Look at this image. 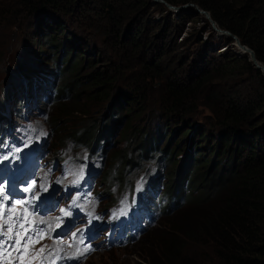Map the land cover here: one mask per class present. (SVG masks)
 Returning <instances> with one entry per match:
<instances>
[{
  "label": "trees",
  "instance_id": "trees-1",
  "mask_svg": "<svg viewBox=\"0 0 264 264\" xmlns=\"http://www.w3.org/2000/svg\"><path fill=\"white\" fill-rule=\"evenodd\" d=\"M17 1L26 15L35 18L36 24L47 30L46 39L40 38L41 44L55 47L64 31L59 15L75 14L81 25L92 28L96 24L103 33V41L110 38L112 49L108 50H113L117 56L124 52V58L132 65L134 61V66L110 63L100 70L94 68L93 59L85 57L84 45L78 49L64 45L53 60L55 69L41 68L34 59L31 63L37 64V69L52 72L57 79L58 111L55 118L50 116V122L53 121L56 127L51 154L56 156L69 143L84 145L91 150L102 147L104 152L107 151L109 163L103 169L99 185L105 186L107 194L113 183L124 186L130 182L139 170L145 168L144 161L154 158L156 164L166 163L167 159L172 161L171 170L155 167V183L163 182V216L174 215L168 219L170 226L167 229L155 228L145 236L140 235L138 246L148 243L159 230V245L162 247L159 253L151 250L141 254L143 262L138 264H264V74L255 68L248 56H239L232 49L211 53L215 49L210 33L207 39L199 38L203 46L194 53L197 62L182 73L184 60H176L181 53H176L173 46L177 40V32L173 31L177 23L171 24L172 29L167 33L165 29L160 35L158 32L151 34L147 30L146 21H152L148 14L133 27L125 41L120 37L132 14H147L150 0ZM166 1L174 5L192 2L208 10L220 27L237 35L264 63V0ZM156 4L162 12H171L164 3ZM187 10L188 14L180 12L182 16L179 18L194 21L199 17L194 7ZM191 12L195 16L190 15ZM93 13L100 20L105 18V24L97 21ZM158 37V41L152 40ZM34 38L38 41L39 35L35 33L30 40ZM188 39L182 37L177 45L193 42ZM232 40L228 38V42ZM121 41L127 47L122 46ZM36 71L32 73L36 74ZM119 78H128L131 90L113 100V116L109 115L104 127L102 123L95 126V122L87 119L88 114L94 109V102L107 100L110 84ZM155 82L159 83L158 101L166 117L176 116L181 123H189L181 132L182 138L190 134L187 145L176 140L173 153L168 149L173 131L149 126L145 131H133L134 137L125 129L123 135L130 140L108 152L112 144L108 126L115 124L120 115L130 112L133 109L131 103L144 101L156 92ZM7 91L6 88L5 93ZM199 100L216 116L212 125L218 126L220 144L218 140L214 153L223 154L217 159L210 158V150L204 152L199 148L201 143L196 144L192 138L195 130L202 133L199 139L206 135L201 126L191 122ZM152 112L154 117L159 115L157 111ZM234 139H237L236 146L230 154L229 145ZM141 161L143 165H140ZM209 161L210 167L201 170ZM109 203L106 201L104 206ZM174 233L185 240L180 250L173 245ZM187 241L206 245L211 256L186 253ZM108 258V264H125L123 260Z\"/></svg>",
  "mask_w": 264,
  "mask_h": 264
},
{
  "label": "rangeland",
  "instance_id": "rangeland-1",
  "mask_svg": "<svg viewBox=\"0 0 264 264\" xmlns=\"http://www.w3.org/2000/svg\"><path fill=\"white\" fill-rule=\"evenodd\" d=\"M156 3H162V2H155L153 0H150L149 4V10H145L147 14L142 13H135L132 14V17L129 19V23L124 24L125 29L120 32V37L123 41H125L128 38V35L131 34V31L133 30V27H135L137 24H140V21L142 19H145V16H151L152 21H146L147 22V30L148 32L156 33L160 35L161 31H165L166 33L172 29L171 24L177 23L176 27L173 29L174 32H177V40L175 44H173L176 53H181V56L176 57V60L178 62H182L184 60V66L181 68V72L185 73V70H188L190 66H192L197 61L195 58L197 55L195 51H198L202 48L201 39H207L211 33L212 37L210 38L212 40V48L215 50L211 53H220L227 49H232L235 54L242 56L243 53L237 52L238 49L234 45V40L228 42V38L231 36L228 35H219L211 26L209 20L205 18L202 14H200L198 11H196L199 14L198 18H195L194 21H187L186 19L183 20L179 18L182 15L188 14V10L185 9L181 12H174L171 10V12L167 13L165 11H161L160 8L157 6ZM187 12V13H186ZM171 13V14H170ZM190 13V10H189ZM59 15V14H58ZM97 21L101 22L102 24H105L106 19H99L96 15V13L92 14ZM190 15H194L192 12ZM195 16V15H194ZM193 16V17H194ZM60 20L64 23V31L62 34L59 35V41L56 42L55 47L49 48L44 43L41 44L40 38L42 40H45L47 37V30L42 27L40 28L38 24H36L35 18L32 19L31 16H28L24 13L22 10V6L18 4L17 0H0V108L1 103H6V88L10 85V83L13 81V85L10 88V92L15 91V87L20 84L23 86V89H25V83L24 78L27 76L29 78H34L35 75H37V71H40V68L37 69L38 65L41 68H56V64L54 63L55 56H58L61 51L62 47L64 45L66 46H72V48L77 47L81 48L82 45L85 46L83 48V51H85V57H87L89 60L93 59V63L95 65L94 68L96 69H105L108 64L110 63H121L124 66H134L125 59V53L123 52V55L117 56V53L115 54L111 46H109L110 38L106 41H103V33L101 29L95 24L92 28H89L87 24L81 25V20L77 19L78 16L75 14L71 15H59ZM198 19V20H197ZM104 21V22H103ZM81 25V26H80ZM107 26V25H105ZM128 26V28H127ZM173 32V33H174ZM37 33L39 35V40L33 39L31 41V37ZM158 35V36H159ZM152 38V36H150ZM189 38L192 39L193 42H188L186 45L180 46L177 45V42L180 41L181 38ZM201 38V39H199ZM232 38V37H231ZM160 38H153L152 40L158 41ZM188 39V41H189ZM81 41H84L83 43ZM82 43V44H81ZM125 43V42H124ZM122 46H125L121 41ZM226 44H228V47L226 48ZM81 45V46H80ZM107 48V49H106ZM183 54V55H182ZM185 55V56H184ZM36 60L38 65H33L31 62ZM134 60V59H133ZM195 60V61H194ZM130 67V66H129ZM34 70L36 71V74L32 73ZM129 69H127L128 71ZM130 73V72H129ZM120 80L110 84V88L108 91V98L107 100H104L102 102H94V109L90 111L88 114L87 119L89 122H95L94 125L97 126L98 123H102V126L104 127V123L107 122L108 117L113 116L112 110H113V100L119 95H123L125 92H128V90H131L129 86V79L128 78H119ZM61 81V79H60ZM59 81V82H60ZM157 86L156 92L152 93L151 95L147 96V99L145 98L144 101L137 100L134 103H131V106L133 109L128 112L127 114L120 115L119 119L116 120L115 124H111L108 126L109 135L111 139V146L108 152L111 150V148L116 146H123L127 144V142L130 140L126 136L123 135V131L126 129L127 131L131 132L133 136V131L137 132L138 129H143L145 131L149 126L152 128L159 127L160 130L164 131H170L172 130L173 136L170 138V144H169V150L172 151V147L175 146V141L180 140L181 144H184V146L187 145L188 141L187 139L190 137V134L185 135L183 138L181 137V132L186 129L189 123H181L179 120L180 118L173 116V117H166L162 109L160 108V101H158V93L159 91V83L155 82ZM10 87V86H9ZM159 91V92H158ZM195 110L192 112V118L191 122L192 124L196 125L197 127L201 126L204 132L206 133L205 136L200 137L202 134L201 131H193L192 138L197 141L196 144L201 143V146H199L200 149L204 150H210V158L217 159L220 155H223L222 153L215 154L214 149H217L218 146V140L220 144V132L218 131V126H213L212 121L215 120V114L212 110H210L207 106L203 104V101L199 100L196 102ZM51 107V106H50ZM58 109L57 101L52 106L50 112H49V118L47 120H44L41 122L44 126L49 128V134H48V144L49 147L52 145L54 138H56L55 135V128L53 125V121L50 122V116L53 115V118H55L56 111ZM1 111V110H0ZM159 113V115H155L154 117L153 112ZM157 111V112H156ZM111 114V115H110ZM110 115V116H109ZM52 118V119H53ZM78 120H75V123ZM210 123V124H209ZM111 126V127H110ZM196 127V128H197ZM192 128V126H191ZM195 128V129H196ZM201 129V130H202ZM244 134V133H243ZM219 136V137H218ZM134 137V136H133ZM132 137V139H133ZM223 136L222 138H224ZM162 139L164 137L162 136ZM165 141V139L163 140ZM237 139H234L231 144L229 145V151L230 154H232L233 148L236 146ZM163 143V142H161ZM67 149L69 151L77 152L79 149H75L72 146H68ZM85 150V149H84ZM175 151V150H174ZM174 151H172L174 153ZM177 151V150H176ZM49 155V153H48ZM180 155V154H179ZM177 155V157H179ZM223 158V157H222ZM109 157L107 154V158L105 160V167H107V164L109 163ZM154 160H147L144 161L145 164L149 163V168L152 171V165L155 167H161L165 171L171 170L172 167V161L168 160L166 163L162 164H156ZM231 159V158H230ZM140 165H143V161ZM178 165V164H177ZM211 165V162L209 161L205 166L201 168V170H207ZM176 167V164H175ZM99 180L97 181V184L95 188L101 189L104 191V196L102 199V204L105 203L106 200H110V195L115 196L117 194L116 186H115V192L110 191L108 193V198L105 199L106 195V189L105 186L99 185ZM101 207V205H99ZM174 215V214H172ZM171 215V216H172ZM170 215L163 216L159 219V221L155 224V226L149 228L146 230L142 236H145L148 231L151 229H160V228H168L170 226V223L168 222V219L171 217ZM0 223H2V219H0ZM177 222L174 221V225H176ZM173 224V223H172ZM171 228H169L170 230ZM4 232H7L6 230H3ZM173 231V230H170ZM161 232L157 230L155 234H153V237L151 236V239H149L148 243H144L142 245H136L140 239H138L135 243L131 245H127L125 247H117L114 249H109L106 251L98 250L92 255H90L88 258H86L83 262L80 264H108V257L112 259H118L123 260L125 264H138L140 262H143L141 260V254L145 255L146 251H154L156 253H159L161 249V245H159V239ZM158 235V238H157ZM174 242L173 245L177 249H181L183 244V239L179 238V236H176L174 233ZM3 239V237H0ZM186 253L194 255V256H201V257H208L211 256V251L206 245H202L199 243H186ZM140 255V256H139ZM6 254L3 256H0L2 258V261H6L5 258Z\"/></svg>",
  "mask_w": 264,
  "mask_h": 264
},
{
  "label": "snow or ice",
  "instance_id": "snow-or-ice-1",
  "mask_svg": "<svg viewBox=\"0 0 264 264\" xmlns=\"http://www.w3.org/2000/svg\"><path fill=\"white\" fill-rule=\"evenodd\" d=\"M31 127V126H30ZM33 131H35L33 129ZM40 135H46V133L41 132ZM29 143H31V140H29ZM19 151V149H17ZM47 177H45L46 179ZM73 183H76V181H73ZM36 186V181L33 180L31 183L27 185L23 189L24 192H33ZM43 187V185H41ZM45 191L47 189H44ZM139 190V185H138ZM39 198V193H35L30 199H20L15 200L14 203L11 204V206H7V202L9 201V195L6 194V190L3 184H0V219L3 220V224L0 225V237H3V239H0V256H3L5 254L10 255V251H16L17 252V258L22 260V264H30L28 261H23L24 254L29 250L30 245L34 246L35 243H38L41 239L45 238V236L42 234V231H37L34 228L35 221H29L28 220V207L30 206L33 200H36ZM122 203H124L122 201ZM17 206H21V209L18 210ZM7 212V217H4V212ZM64 216H69L71 213L65 209H61ZM89 215H92V213H89ZM60 218L58 217L57 220ZM41 224H47L48 229H52V224L48 221H45L41 219L39 221ZM7 226V232L3 231V227ZM56 227H60V224L57 223L55 225ZM23 233V235L21 234ZM33 236L36 237L35 240H33ZM76 234L73 233V237L75 238ZM9 241L11 243H9ZM71 246V245H69ZM47 249V246L42 247L39 251L41 253L45 252ZM90 250V246H87L84 251ZM49 255L52 254V250H48ZM79 252V249L77 250ZM82 254V253H80ZM76 253L73 254L75 256ZM52 264H55L53 261Z\"/></svg>",
  "mask_w": 264,
  "mask_h": 264
},
{
  "label": "water",
  "instance_id": "water-1",
  "mask_svg": "<svg viewBox=\"0 0 264 264\" xmlns=\"http://www.w3.org/2000/svg\"><path fill=\"white\" fill-rule=\"evenodd\" d=\"M153 1H155V2H158L159 1V2L164 3L169 9L173 10L174 12H181V11H183L185 9H188L189 7H194V9L196 11H198V12L200 11V12L205 13L206 18L209 20L212 28L214 30L218 31V32L219 31H223V32L228 33V35H230L233 38V40H234L235 43H237L243 49L248 50L250 52V54L248 56L249 60H251V62L254 64L255 68L260 69L263 72V74H264V63H262L261 61H259L257 59V57L254 54L253 49L251 47L247 46L246 44L242 43L240 41V39L238 38L237 35L231 33L228 29H225V28L220 27L216 23V21L211 17V15H210V13H209L208 10H206L204 8H201L197 4H194L192 2L183 3V4H179V5H174V4H171V3L167 2L166 0H153Z\"/></svg>",
  "mask_w": 264,
  "mask_h": 264
},
{
  "label": "bare ground",
  "instance_id": "bare-ground-1",
  "mask_svg": "<svg viewBox=\"0 0 264 264\" xmlns=\"http://www.w3.org/2000/svg\"><path fill=\"white\" fill-rule=\"evenodd\" d=\"M173 11V10H172ZM199 13L200 14H202L203 16H205V18H206V15H205V13H203V12H200L199 11ZM216 31V30H215ZM219 35H226V36H228V33H226V32H223V31H216ZM235 43V42H234ZM236 47H237V49H238V52L239 53H243V54H245V55H247V56H249V54H250V52L248 51V50H246V49H243L242 47H240L237 43H235L234 44Z\"/></svg>",
  "mask_w": 264,
  "mask_h": 264
},
{
  "label": "clouds",
  "instance_id": "clouds-1",
  "mask_svg": "<svg viewBox=\"0 0 264 264\" xmlns=\"http://www.w3.org/2000/svg\"><path fill=\"white\" fill-rule=\"evenodd\" d=\"M42 70H40V71H37L38 73H37V75L41 72ZM36 76V75H35ZM28 77V76H27ZM57 81V80H56ZM14 83H13V81L10 83V87L8 86L7 87V89H8V91L10 90V88L12 87V85H13ZM55 84H56V82H55ZM20 84H18V86H19ZM56 86H57V84H56ZM7 91V92H8ZM58 92V91H57ZM7 95V94H6ZM56 96H57V94H56ZM56 99H55V101L50 105L51 107H49V109H48V114H47V117L44 119V120H47L48 118H49V112H50V110H51V108H52V106L56 103ZM43 120V121H44ZM47 128V131H49V128L48 127H46ZM48 134H49V132H48ZM47 138H48V135H47ZM141 238V237H140ZM108 249H110V248H108ZM108 249H103V250H101V251H104V250H108ZM95 253V252H94ZM92 255V254H91ZM89 257V256H88ZM87 257V258H88Z\"/></svg>",
  "mask_w": 264,
  "mask_h": 264
}]
</instances>
